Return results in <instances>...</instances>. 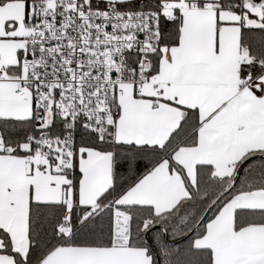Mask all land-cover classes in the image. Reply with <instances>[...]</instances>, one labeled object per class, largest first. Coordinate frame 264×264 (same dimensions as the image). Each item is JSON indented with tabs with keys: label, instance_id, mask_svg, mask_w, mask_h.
Masks as SVG:
<instances>
[{
	"label": "snow or ice",
	"instance_id": "snow-or-ice-1",
	"mask_svg": "<svg viewBox=\"0 0 264 264\" xmlns=\"http://www.w3.org/2000/svg\"><path fill=\"white\" fill-rule=\"evenodd\" d=\"M0 264H264V0H0Z\"/></svg>",
	"mask_w": 264,
	"mask_h": 264
}]
</instances>
